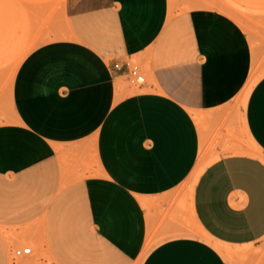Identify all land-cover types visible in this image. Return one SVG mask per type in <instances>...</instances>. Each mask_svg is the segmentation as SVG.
I'll use <instances>...</instances> for the list:
<instances>
[{
  "label": "crops",
  "instance_id": "1",
  "mask_svg": "<svg viewBox=\"0 0 264 264\" xmlns=\"http://www.w3.org/2000/svg\"><path fill=\"white\" fill-rule=\"evenodd\" d=\"M45 38L0 78V264L10 214L27 222L32 182L34 240L51 255L17 264L73 261L61 247L83 248V263L98 253V264H264V75L241 111L259 153L202 121L223 116L250 68L234 20L201 7L178 15L169 0H63ZM132 59L148 80L128 93L118 81ZM211 138L213 152L228 153L188 192ZM7 184H18L13 212Z\"/></svg>",
  "mask_w": 264,
  "mask_h": 264
},
{
  "label": "rangeland",
  "instance_id": "2",
  "mask_svg": "<svg viewBox=\"0 0 264 264\" xmlns=\"http://www.w3.org/2000/svg\"><path fill=\"white\" fill-rule=\"evenodd\" d=\"M169 1L172 13L174 12L178 15L197 7L212 9L223 13L234 20L236 25L248 36L251 54L248 72L246 71L240 76L235 77L234 85L230 88L232 99L230 103L224 107L226 111L223 116H221L222 118H215L217 114H209V120L206 121L205 118H203L202 121L203 128L212 131L213 137L214 135L216 137L222 136L229 127L235 133L233 136L235 142H239L247 151L259 153L245 136L241 126V111L252 87L257 80L264 75V0ZM62 2L63 0H0V78L4 76L9 78V76H12L15 67L25 54L47 39L45 37L48 35L52 15L58 11ZM131 61L136 60L132 59ZM141 65L144 70L145 81H147V66L145 64ZM118 82L121 84L119 86L123 92L131 93L138 90V87L131 84L125 76L119 78ZM191 112L197 113V110L191 109ZM211 117L213 119H210ZM231 122L233 125L230 126L229 124ZM215 143L216 139L213 138L212 140L211 138L206 145V152L209 158L201 160L199 165L189 176V182L186 184L188 192L192 191L194 183L204 167L215 159L213 156H216L218 153H228V151L213 152L212 148L216 146ZM257 156L263 157L261 153ZM30 174H33V172ZM17 185L18 184H7L5 187L7 191L5 205L10 207L12 212L14 208L20 205L19 199L15 196L14 192ZM66 185L67 184H60L62 187ZM25 186L26 198H24L21 203L23 204L22 208L27 212L26 215L22 216L23 221L24 218H26L27 222L20 226L14 221L15 218H18V215L13 213L10 214L11 224L9 227L7 226V228H10V231L7 232V236L9 237L8 246L6 248L7 264L22 263L31 257L51 255L49 248L40 245L36 246L34 240L36 216L32 212L35 204V184L32 182L25 184ZM3 191V184L0 183V207L4 205ZM44 217L45 216H40V224ZM24 246H29L32 253L29 256L16 257L14 255V249ZM57 250V253H59L61 257L73 259L71 262L65 261L64 264H98V253H94L91 257L87 255L86 258L91 261L89 260L83 263L82 259L85 257L83 255V248L61 247ZM95 251L98 252L99 248L95 249ZM136 258L132 260L130 264H138L139 261L141 262V256L139 257V261H137Z\"/></svg>",
  "mask_w": 264,
  "mask_h": 264
},
{
  "label": "built area",
  "instance_id": "3",
  "mask_svg": "<svg viewBox=\"0 0 264 264\" xmlns=\"http://www.w3.org/2000/svg\"><path fill=\"white\" fill-rule=\"evenodd\" d=\"M126 78L128 81H130L131 84L135 86H140L145 82V75L144 70L142 68V65L136 61L129 60L126 64ZM121 64L118 62H115L113 64V68L116 70L121 69ZM31 253V248L29 246H24L21 248H15L14 249V255L16 257H22L27 256Z\"/></svg>",
  "mask_w": 264,
  "mask_h": 264
}]
</instances>
